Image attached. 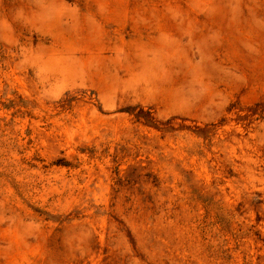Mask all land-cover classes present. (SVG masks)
Here are the masks:
<instances>
[{
  "label": "rangeland",
  "instance_id": "rangeland-1",
  "mask_svg": "<svg viewBox=\"0 0 264 264\" xmlns=\"http://www.w3.org/2000/svg\"><path fill=\"white\" fill-rule=\"evenodd\" d=\"M0 264H264V0H0Z\"/></svg>",
  "mask_w": 264,
  "mask_h": 264
}]
</instances>
